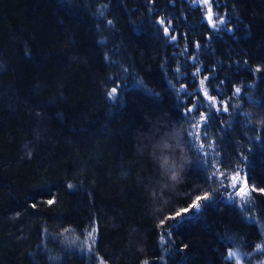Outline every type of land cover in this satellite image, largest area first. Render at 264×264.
I'll use <instances>...</instances> for the list:
<instances>
[{
    "label": "trees",
    "instance_id": "trees-1",
    "mask_svg": "<svg viewBox=\"0 0 264 264\" xmlns=\"http://www.w3.org/2000/svg\"><path fill=\"white\" fill-rule=\"evenodd\" d=\"M260 189L264 0H0V264L264 260Z\"/></svg>",
    "mask_w": 264,
    "mask_h": 264
},
{
    "label": "snow or ice",
    "instance_id": "snow-or-ice-1",
    "mask_svg": "<svg viewBox=\"0 0 264 264\" xmlns=\"http://www.w3.org/2000/svg\"><path fill=\"white\" fill-rule=\"evenodd\" d=\"M205 3H207V0H205ZM209 20L211 21V12H210V9H209ZM160 23L163 24L164 21L161 20ZM220 23H223V21H220ZM213 26L215 27V24H213ZM164 30H165V32L168 31L167 28H165ZM174 38H175V37H173V39H174ZM201 84H202V86H203V81L201 82ZM116 91H117V89H116V88H113V89L111 90V92L109 93V95L114 96L115 93H116ZM237 92H239V89H237ZM204 95H205V96H208V93H207L206 90H205V92H204ZM208 99H209L210 101H212V102H215V101H214V98L211 97V96H208ZM204 119H206V117H203V116H202V117H201V120H204ZM197 127H199V125H197ZM231 183H232V186H233V187H236L237 183H239V184L241 185L240 190H239V192L237 193L238 195H241V196H246V195H248V192L246 191V188H247L246 180L243 179V178H241V177L239 176V173H237L236 175H234V176L231 177ZM253 190H254V189H253ZM260 191L264 192V189H260ZM205 198H206V197H205ZM199 199H200V198H198V200H199ZM196 206L198 207L199 205L197 204ZM177 215H179V213H178ZM90 238H91V234H90ZM234 255H235V253H231V252L229 253V257H232V256H234Z\"/></svg>",
    "mask_w": 264,
    "mask_h": 264
},
{
    "label": "rangeland",
    "instance_id": "rangeland-1",
    "mask_svg": "<svg viewBox=\"0 0 264 264\" xmlns=\"http://www.w3.org/2000/svg\"><path fill=\"white\" fill-rule=\"evenodd\" d=\"M231 186H232V183H231ZM240 187H241V185L239 183H237L236 187H233L234 188V194H237L239 192ZM246 190H247V188H246ZM238 196H240V195H238ZM230 252L235 253V255L232 257H229ZM230 252L228 253L227 257L230 258L231 264H264V260H262V259L254 260V261H246L245 258L241 254H239V252H237L235 250H231Z\"/></svg>",
    "mask_w": 264,
    "mask_h": 264
},
{
    "label": "flooded vegetation",
    "instance_id": "flooded-vegetation-1",
    "mask_svg": "<svg viewBox=\"0 0 264 264\" xmlns=\"http://www.w3.org/2000/svg\"><path fill=\"white\" fill-rule=\"evenodd\" d=\"M195 4V1L193 2V5ZM211 23L209 22V25H210ZM167 28V27H166ZM165 29V28H164ZM168 29V31L167 32H165V30H164V34H165V36L169 39V40H172L173 39V37H172V31L171 30H169V29H171V25H169V27L167 28ZM185 50H187V48L185 47ZM194 55L195 54H193V57H194ZM191 58H192V56L190 57V60H191ZM191 62H193L192 60H191ZM183 87V86H182ZM181 87V88H182Z\"/></svg>",
    "mask_w": 264,
    "mask_h": 264
},
{
    "label": "water",
    "instance_id": "water-1",
    "mask_svg": "<svg viewBox=\"0 0 264 264\" xmlns=\"http://www.w3.org/2000/svg\"><path fill=\"white\" fill-rule=\"evenodd\" d=\"M229 31H231V27L229 28ZM193 58H194V57L192 56V58H191L192 61H193Z\"/></svg>",
    "mask_w": 264,
    "mask_h": 264
}]
</instances>
